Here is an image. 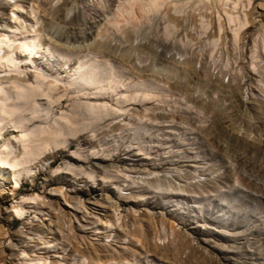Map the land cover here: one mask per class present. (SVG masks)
I'll use <instances>...</instances> for the list:
<instances>
[{"label":"rangeland","instance_id":"rangeland-1","mask_svg":"<svg viewBox=\"0 0 264 264\" xmlns=\"http://www.w3.org/2000/svg\"><path fill=\"white\" fill-rule=\"evenodd\" d=\"M0 26L3 68L42 42L48 78L0 110V264H264V0H0Z\"/></svg>","mask_w":264,"mask_h":264},{"label":"bare ground","instance_id":"bare-ground-1","mask_svg":"<svg viewBox=\"0 0 264 264\" xmlns=\"http://www.w3.org/2000/svg\"><path fill=\"white\" fill-rule=\"evenodd\" d=\"M14 31L9 30L7 27H1L0 26V110L3 111L6 114L12 113V112H17L19 110V106H17L16 104H11L10 100H11V94L8 90L9 87L14 88L17 93L19 92V95L21 93H24V97L25 99L30 100L32 97L37 96L38 94V90L39 88H44V86L48 85L47 84V76L45 75V73H43L42 71H40L38 69V67L36 65H34V62L32 60V53L30 52L32 49L31 47H34V51L41 49L43 47L42 42L41 43H35L34 46L30 45V43H21L19 48L21 50H23L22 52L20 51V56H28V58H23V60H21L25 67L28 65H33V68L35 70L33 71H29L26 67V70L24 69L23 72H21L19 75H13L9 73V69L3 68L4 64L13 66L15 65L18 60H16V57L11 56L10 54V44H12V40L10 39L9 35L7 33H13ZM50 43H55L56 41H53L51 38L49 39ZM67 50H71V51H78L77 48L75 46L72 47H66ZM37 58H39V55H37ZM5 67V66H4ZM8 73L6 74L4 77H2V73ZM29 72H34V82L31 83V79L28 78L26 79V76ZM22 77H25V79H21ZM20 98H22V96H19ZM19 103V101H18ZM0 119L2 120H6L7 117H3L0 114ZM2 133L0 132V162H4L5 160H8V152L7 150H9L11 147V141H8V139H4V141H2L3 139L1 138ZM10 139L14 140L17 139L18 136L14 135V133H12L9 137ZM14 155L16 156V158L18 159L20 157V155H18V150L16 149L15 151L10 152V155Z\"/></svg>","mask_w":264,"mask_h":264}]
</instances>
